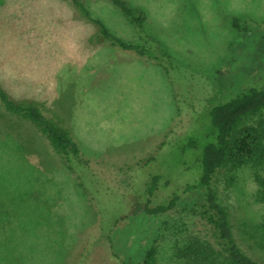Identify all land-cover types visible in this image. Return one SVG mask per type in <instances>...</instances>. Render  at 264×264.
Here are the masks:
<instances>
[{
    "label": "rangeland",
    "instance_id": "rangeland-1",
    "mask_svg": "<svg viewBox=\"0 0 264 264\" xmlns=\"http://www.w3.org/2000/svg\"><path fill=\"white\" fill-rule=\"evenodd\" d=\"M81 1L111 33L139 40L109 0ZM126 1L144 13L145 33L171 53L168 73L99 38L70 1L0 0V84L67 127L93 174L86 176L88 189L80 187L35 126L0 103V264L127 263L134 254L127 242L157 239L188 216L181 205L147 214V177L162 176L151 206L196 183L197 158L216 135L209 110L249 86H264V0ZM93 189L107 222L118 211L126 216L109 242ZM218 189L236 226L264 232L249 166L230 185L219 177ZM194 194H181V202ZM249 243L264 256V240ZM158 263L180 264L168 249Z\"/></svg>",
    "mask_w": 264,
    "mask_h": 264
},
{
    "label": "trees",
    "instance_id": "trees-1",
    "mask_svg": "<svg viewBox=\"0 0 264 264\" xmlns=\"http://www.w3.org/2000/svg\"><path fill=\"white\" fill-rule=\"evenodd\" d=\"M67 1L97 26L99 38L121 49L133 51L141 57L153 59L168 73L172 55L155 36L145 33V15L142 11L136 12L126 0H109L138 32V41L126 42L111 33L100 19L92 17L83 1ZM237 20V17H233V25L240 29ZM0 103L6 111L30 121L45 137L66 170L76 178L77 184L88 189L85 185L86 176L92 177L93 174L85 164L80 147L67 127L47 116L36 102L11 98L1 84ZM263 109L264 86H249L209 110V119L216 130L214 141L205 145L197 158L198 181L186 184L181 191V194L197 193L194 194L195 200L182 203L181 194L174 192L166 202L151 206L150 197L161 184L162 176L153 174L147 177L143 185V209L147 214L164 215L176 211L177 206L181 205L180 211L186 212L188 216L181 223L175 221L170 228L165 226L157 239L153 238L144 244L137 243L136 239L130 240V245L127 242L125 245L128 251L132 250L134 254L128 256L131 258L127 263L123 261L125 264H159L164 249H168L170 255L180 264H264V256L255 252L249 243L252 239L264 240L263 229L257 227L259 229L250 232L242 226H236L235 216L218 189L219 177L223 176L226 184L230 185L235 173L241 167L249 166L257 185L255 200L264 206ZM190 142L194 144L193 140ZM152 160L154 157L148 158L149 162ZM104 193L109 194L106 190ZM90 194L101 217L104 238L109 242L111 228L126 216H120L118 211L107 222V213L96 199L97 190L93 189ZM187 218L190 219L189 222Z\"/></svg>",
    "mask_w": 264,
    "mask_h": 264
}]
</instances>
